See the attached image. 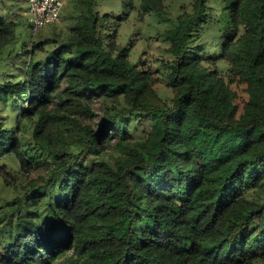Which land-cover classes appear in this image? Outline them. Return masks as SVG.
Returning <instances> with one entry per match:
<instances>
[{
	"label": "trees",
	"instance_id": "obj_1",
	"mask_svg": "<svg viewBox=\"0 0 264 264\" xmlns=\"http://www.w3.org/2000/svg\"><path fill=\"white\" fill-rule=\"evenodd\" d=\"M134 1L124 0L128 11ZM75 5L70 53L26 60L31 50H9L19 73L1 70L0 160L46 175L28 180L0 217V264L264 263V0L182 6L164 33L171 104L116 42L128 11ZM167 10L165 0H141L139 17ZM11 15L0 9V65L17 40ZM92 94L125 104L101 128L80 118L93 116ZM137 120L148 131L125 156L93 160ZM30 122L34 144L22 135Z\"/></svg>",
	"mask_w": 264,
	"mask_h": 264
},
{
	"label": "rangeland",
	"instance_id": "obj_2",
	"mask_svg": "<svg viewBox=\"0 0 264 264\" xmlns=\"http://www.w3.org/2000/svg\"><path fill=\"white\" fill-rule=\"evenodd\" d=\"M191 1L165 0L168 9L166 15L159 16L152 14L141 20L139 17L141 0H135L134 7L130 11L125 7L124 0H98L97 10L101 14L113 12L115 15L123 17L128 11V17H124L118 22L116 21L118 24V28L116 27L115 30L116 42L120 47H126L130 50L129 59L132 63H136L141 68L152 71L154 78L159 82L156 90L160 99L169 104L173 102L175 94L169 86L167 70L164 65L171 60L169 51L170 42L164 33L175 26L177 17L182 13V6L186 5L191 10ZM75 4L76 0H70L64 8L58 23L46 26L35 33L29 25V0H0V9L5 10L6 14L12 13L10 17L18 23L16 27L17 40L6 49V53L3 56L5 61L3 65H0V74L1 70L10 72L11 76L19 73L18 66L16 65L18 64V60L15 57L8 58L7 52L9 50L13 56H16L20 52L22 53V51L31 50L32 54L26 55V60H29L30 56L44 60L57 50H63L64 47H66V53H70L73 48L70 45L69 37L75 20L70 19L69 15L72 12H75V15L80 13V8ZM19 64L20 66H24L25 63ZM239 93L244 100H248V95L241 88L239 89ZM92 100L91 108L93 116L90 117L84 114L80 118L83 124H90L95 128L103 126L106 113L115 114L125 105L121 100L103 98L95 94H92ZM140 122L137 120L135 123L129 125V135L125 142L122 143L121 141L122 144L116 145V149L108 150L106 154L104 152L92 154L93 160H106L114 164L121 156H125L126 147L134 145L148 131L149 125ZM32 131V123H27L22 135H25L28 141L34 144ZM65 135L67 142H72L76 138L75 135L70 136L67 132ZM119 140L120 137L115 138L113 144H116ZM5 163L8 164L6 170L0 172V217L11 210L9 202L25 191L24 188L28 180L46 175V171L42 168L33 170L30 173L20 172L17 163L13 162L10 158L0 160V166L5 165ZM5 171L10 172V175L7 176L8 181L12 185L10 187L4 183L1 177V174L3 175ZM255 264L264 263L257 261Z\"/></svg>",
	"mask_w": 264,
	"mask_h": 264
},
{
	"label": "built area",
	"instance_id": "obj_3",
	"mask_svg": "<svg viewBox=\"0 0 264 264\" xmlns=\"http://www.w3.org/2000/svg\"><path fill=\"white\" fill-rule=\"evenodd\" d=\"M70 0H29V25L35 33L55 25L61 19L64 8Z\"/></svg>",
	"mask_w": 264,
	"mask_h": 264
}]
</instances>
